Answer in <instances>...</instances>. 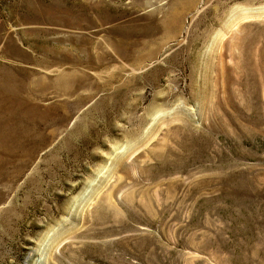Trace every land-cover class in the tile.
Segmentation results:
<instances>
[{
    "label": "rangeland",
    "instance_id": "374dc122",
    "mask_svg": "<svg viewBox=\"0 0 264 264\" xmlns=\"http://www.w3.org/2000/svg\"><path fill=\"white\" fill-rule=\"evenodd\" d=\"M19 90L49 113L0 120V264H264V0H0Z\"/></svg>",
    "mask_w": 264,
    "mask_h": 264
},
{
    "label": "bare ground",
    "instance_id": "6f19581e",
    "mask_svg": "<svg viewBox=\"0 0 264 264\" xmlns=\"http://www.w3.org/2000/svg\"><path fill=\"white\" fill-rule=\"evenodd\" d=\"M160 3V2H159ZM156 4H158V3H156ZM151 5V4H150ZM162 4H159V5H157L156 6V13H160L161 12V10H163L162 9ZM86 53H87V55H89V52L88 51H86ZM107 53H102V55L100 54L99 55V57H97L95 60H97L96 61V63L99 61V62H101V64H104V62H105V60H107V59H112V57H111V55L109 54V55H106ZM87 58H89V56H87ZM94 60V59H93ZM109 61V60H108ZM70 73H71V71H69ZM74 72V71H73ZM70 73H68V74H62L61 76H59L57 79H55V80H53V81H51V82H49V86H50V89L52 88V89H54V91H55V94L57 95V96H65V95H70L71 93H70V90L71 89H73L75 86H76V84L78 83V82H80V80L78 81V79H76L75 78V75H74V73L72 74H70ZM76 73V72H75ZM10 74H11V72H10ZM13 74H15V73H13ZM5 77H7V76H5ZM4 77V78H5ZM83 77V76H82ZM81 77V78H82ZM85 77V76H84ZM20 78V77H19ZM44 77H42V79H43ZM42 79L40 80L39 79V81H37L35 84H33L36 88H38L39 90H43L44 89V83L42 82ZM45 79V78H44ZM83 79V78H82ZM88 79H89V77H88ZM12 80V79H11ZM45 80H47V79H45ZM22 81V80H21ZM20 81V89H21V91H22V89L24 88V89H28L25 85H24V81L23 82H21ZM84 82H87V81H85V80H83ZM45 82V81H44ZM15 83H17V82H15ZM29 84V83H28ZM47 84H48V82H47ZM89 84V83H88ZM32 85V86H33ZM68 85L70 86V87H72V88H69L68 87ZM90 85V84H89ZM10 86V85H9ZM33 86V87H34ZM45 86H46V84H45ZM74 86V87H73ZM14 87V86H13ZM31 87V86H30ZM47 87V86H46ZM77 87V86H76ZM14 89V88H13ZM23 89V90H24ZM34 90V89H33ZM33 90H32V88H31V90H26V92L25 93H27V92H33ZM20 90L18 91L19 92V94H20V96L19 95H17V96H19L18 98H17V100L18 101H16V103L14 104V103H12L11 101H9V100H11V98L8 100V103H7V105H5L6 106V108H5V112H3V114L2 115H0L1 117V121H2V123L1 124H4V128H7V129H10V130H15V129H17L18 130V132H17V136H18V138L20 139V138H29V137H31L30 135H32V134H30V132H28V128L27 127H30L31 128V132H34L35 131V129H36V127L38 126V123H39V119H38V117L39 118H41L42 119V117L43 118H47V116H48V113L49 112H47L49 109H46V110H41L40 108H39V103H34V101H38V98L36 99L33 95L32 96H28L29 98H27V96H26V94L24 95H22ZM7 92V91H6ZM40 92V91H39ZM8 94H11V92L9 93V91L7 92ZM74 93V92H73ZM68 95V96H69ZM13 96H15L14 94H13ZM73 96V95H72ZM12 97V96H11ZM70 97V96H69ZM6 98V97H5ZM4 98V99H5ZM1 100V99H0ZM7 100V99H6ZM40 100H41V102L43 101V98H42V95L40 96ZM3 101H5V100H3ZM3 101L1 100V102L3 103ZM14 101V102H15ZM104 101V100H103ZM5 102H7V101H5ZM45 102V101H44ZM102 103V102H101ZM1 104V103H0ZM100 105V104H99ZM2 111H4L3 109H2ZM102 113H104L103 111H101ZM106 112V111H105ZM40 115V116H39ZM103 115V114H102ZM91 116V115H90ZM104 117V116H103ZM106 119V118H105ZM46 127V126H45ZM13 128V129H12ZM5 131V130H4ZM30 131V130H29ZM3 132V131H2ZM12 134V133H11ZM5 135V134H4ZM9 136V135H8ZM12 136V135H11ZM5 140V139H4ZM2 141V140H1ZM7 141V140H6ZM29 141V140H28ZM9 143V142H8ZM12 143V142H11ZM16 143V142H15ZM1 145V144H0ZM2 145H4V144H2ZM13 146V145H12ZM5 147V146H4ZM7 147V146H6ZM21 147V146H20ZM19 148V147H18ZM11 150V149H10ZM13 150V149H12ZM26 151V150H25ZM6 164V163H5ZM3 169V168H2ZM1 202V201H0Z\"/></svg>",
    "mask_w": 264,
    "mask_h": 264
}]
</instances>
